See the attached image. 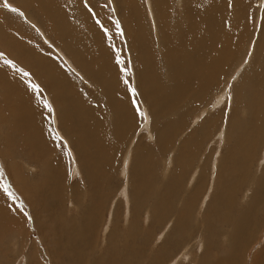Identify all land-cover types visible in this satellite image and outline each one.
Here are the masks:
<instances>
[{
    "label": "bare ground",
    "instance_id": "6f19581e",
    "mask_svg": "<svg viewBox=\"0 0 264 264\" xmlns=\"http://www.w3.org/2000/svg\"><path fill=\"white\" fill-rule=\"evenodd\" d=\"M15 1L19 4L18 8L25 11V14L36 11L49 21L45 41L49 39L47 34L52 35L59 42L62 52L70 55L73 61L80 66V69L84 73L86 72L101 89L102 102L94 103L89 100L88 94L79 88L76 79L65 67L56 64L44 52L35 50L37 47L34 49L33 44L28 42L29 39L26 44V41H23V45L19 42L17 38L19 36L10 31V24L8 25L7 22L14 18L8 16L5 8V10L2 8L5 12H1L0 9V16L4 19L0 22V48L4 51L8 50L10 56L13 54L15 58L20 59L19 61L27 64L29 69L36 70L40 66V74L37 76L41 77L44 85L52 90L53 95L50 92L49 94L54 96L60 107L58 108L61 109L62 121L67 124L65 128L71 135L72 141L77 140L75 143H77L81 161L75 164L73 172L82 173L84 169L89 170L90 173H86V178L84 175L82 178H85L88 194L91 195L90 192L93 191V195L98 197L101 187L107 184L110 175L106 170L107 174L102 173L95 176L91 170L100 169L105 166L106 160L111 161L115 158L118 149L123 146L137 122L132 92L118 65L115 66L114 59L119 57L114 58L116 43L113 42L110 35H106L101 29L102 24L96 17V12V16L94 13L92 15L83 13L79 6L80 0ZM146 1H148L146 8L152 18L155 32L150 30L149 21L145 18V10L142 7L143 3L140 4L139 0L125 1L128 3L127 5L130 4V11L124 15L123 19H125L131 50L137 54L136 83L142 94V101H140L148 109L145 120L146 123H148L147 118L153 120L151 127L148 123L145 124V128L146 130H155L153 137L157 148L151 150L138 145L140 148L137 146L132 150L134 140L125 154L123 168L124 171H127L130 166L129 174L125 176V179L126 184L130 185L131 180L134 186L133 206L142 210L144 203L152 195H155L153 208L146 217H140L139 211L136 209L135 218L131 214L129 221H126V224L129 223L128 226L125 225L122 229L117 223V217H114L116 226L107 239L108 247L103 255L96 257V264H163L165 252H171L182 237L194 234L191 231L194 225V201L201 192L200 190L203 191L205 176L202 174L197 180L196 189L188 194L183 201L180 217L170 231L168 232L166 226L163 227V225L167 218L176 211L177 186L186 174L188 166L196 160H194V157L196 158L194 155L197 154L194 152L202 145L204 139L207 140L211 137V132L215 131L218 123L222 121L224 126L228 116L223 114L224 110L222 109L187 135L176 159L178 162L177 172L171 175L167 184H161L160 189L155 187L159 180L157 155H162L167 148L175 144L174 136L185 128L187 118L192 112L202 111L200 115L209 112L227 100L228 94L234 101L228 129L223 127L222 131L224 132L225 129L222 142H226L227 139L229 142L228 153L222 154L220 159L218 158V165L215 169L216 176L213 177L215 180L212 197L208 203L206 202L207 206L204 210L199 212L202 214L205 229L207 228L214 238L208 243L201 264H214V262L217 264H264V245L259 251L252 252L251 256L249 252L247 256L243 254L246 248L257 240L255 234L264 225V211L261 210L264 207L261 208L264 203V180L259 177L255 182V177L251 178L252 163L257 155H260L259 148L264 146V40L257 49L252 47L254 56L250 65L246 66L239 76L238 82L233 86V96L230 87V89L225 87V90L221 91L222 83L229 77L228 74L247 41L245 35L248 30L251 0H179L181 3L184 2L180 10L176 8V0ZM73 3L79 6L78 13L72 11ZM0 7L2 6L0 5ZM261 15L263 16L259 19V26L264 23V10ZM33 25L38 31V28H41L37 23H33ZM23 27L24 24L17 23L16 25L18 32ZM261 27L264 32V25ZM107 33L109 34V32ZM261 36L262 34H260ZM49 41L52 40L49 39ZM38 56L41 61L37 62ZM1 63L0 68L2 67ZM1 69L0 73H3V69ZM9 71L11 72V70ZM2 77L0 75L2 81L0 85L5 91L2 99L3 110L9 112L7 119L13 120L17 137L23 141L22 147L8 150L5 157L26 156L31 165L35 166L36 163L41 165L43 174L41 175L42 180L39 182L29 183L28 178L24 177L25 179L21 183L13 178V184L17 186L16 190L20 193L22 200H24L23 196L27 195L26 193L31 194L25 199L30 201V203L27 201L28 207L32 211H36L35 218L37 212L39 214L40 206L38 207V204L42 205V209H40L43 210L42 212L45 208H47L45 211L48 212L52 208H48L50 205H58V208L53 207V216L51 217L49 214L52 218L51 225L54 228L47 229L46 233L43 232L47 242H52L51 233L55 235L58 247L56 243H52L51 249L58 255L56 258L59 260L65 252L75 255L63 256V259L67 260L69 264H74L73 258L76 259V264H88L80 256L85 249H90L89 252L94 250L97 232L95 229L98 225L94 216L99 212L102 201L91 198L93 207L88 209L89 217L84 223L79 219L75 221L65 219L66 216L64 217L62 208L59 206L66 192L67 184L64 185L66 180L64 175L67 173H65L64 162H61L60 167L55 162H58L62 156L56 147L49 143L52 133L46 123L48 121L44 122L42 119L44 110H42L40 99L37 93L24 80L23 83L19 77L14 76V79L9 80ZM82 79L88 82L84 74ZM89 82L88 84H90ZM73 93L85 97L84 101L88 97L89 102L85 103L84 107L81 103L80 105L83 107L81 108L77 105L79 103L76 101L74 103L76 95ZM71 95L73 96L71 97ZM211 95H216L215 104L203 105L204 100ZM73 97L74 99H72ZM92 98L90 97V99ZM76 100L78 99L76 98ZM83 100H79V102H83ZM202 108L204 110H201ZM112 114L115 115L113 119L109 118ZM44 115L47 116L46 113ZM200 115L197 116L200 117ZM210 133L211 135H209ZM148 134L151 135L150 131ZM47 137L48 139H46ZM9 138V135L6 136L5 141L13 146L14 144L9 141ZM62 139L66 142L69 141L66 137ZM166 164V171H168L169 163ZM46 168H49L48 171L51 172L45 174ZM246 184L248 187L251 184L247 189L249 190L247 199H250H246V207H243L240 202L247 191L243 192ZM124 189L125 191H122L125 192L127 200L130 199L132 202L127 186ZM102 193L99 197L101 199L105 196V192ZM11 197L15 201L16 196L11 194ZM10 200L12 201L8 198L7 201ZM8 202L7 204H9ZM15 209L5 208L0 198V227L9 231L20 230L17 217L19 215H16ZM259 214H261V220L258 219ZM139 219H141L142 226L138 223ZM169 221L167 222L169 223ZM36 224L43 228L45 226L39 216ZM161 228L163 229L160 230ZM142 230L144 231L141 236L139 234ZM223 233H227L228 237L225 249L216 238ZM164 234V241L161 244L158 243L157 241L161 240L159 238ZM169 240L172 242V246L165 250V245ZM202 240L199 239V241ZM213 249L217 250L215 257L210 255ZM56 250L58 251L56 252ZM176 256L175 260L179 261L180 255Z\"/></svg>",
    "mask_w": 264,
    "mask_h": 264
},
{
    "label": "rangeland",
    "instance_id": "374dc122",
    "mask_svg": "<svg viewBox=\"0 0 264 264\" xmlns=\"http://www.w3.org/2000/svg\"><path fill=\"white\" fill-rule=\"evenodd\" d=\"M128 0H80V7L84 12H86L88 15H92L95 12L97 13V16H95L100 19L101 21V29L107 28L106 35H110L113 39V42H115V48H116V55H115V49L113 50V53L116 56H119L118 59H114L116 61L115 66L118 65L119 70L123 73L125 79L127 80L128 87H130V90L133 95V103L135 106V111L137 113V122L135 123V126L131 129L130 133L127 136V140L124 141L123 146L118 149L116 156L111 161H105V166L102 168H95L94 170H91L92 174H95V176H98L99 174H107L110 175V178L107 182V186L101 187L100 194L98 197H95L93 195V191L90 192L91 195H89V190L85 186V176L86 173H90L89 170H83L81 172H73L75 168V164L79 163L81 161V156H79L77 143H75L77 140L72 141L71 135L67 132L68 130L66 127V122L62 121V115H61V109L57 105L56 100L54 99L53 94L51 93V89H49L45 83L42 81L41 77H38L37 75L40 74V66L37 67V69H29L27 67V64L24 62H21L18 60V58H15L13 54L10 56L8 50L4 51L0 48V63L2 64V70L3 73H0L2 78L5 77V79H14V76L19 77V79L24 82L32 88V85H37L38 88L35 90L37 93L40 102L43 106L42 110H44V114L46 113L47 116L42 114V119L44 122L47 123V125L50 128L51 131V137L49 139V143L53 144L57 151L61 154V159L57 162V166L60 167L61 162H64L65 164V174L66 180L64 182L65 190L64 193V199L61 201V204L59 208H62V212L64 217L66 216V220H80L81 222H85L88 220L89 213L88 209L92 208L91 206V198L93 199H100L102 202L100 204V209L97 214H95L94 218H96V223L98 224L96 226V238H95V247L92 252H89L90 249H85L83 253H81L80 258H83L88 264H96V257L101 256L106 252V249L108 247V237L112 231V229L116 226V219L114 217H117V223L120 227V229L123 228V226H128L126 224V221H129L131 218V214H133V217L135 218V210L137 209L138 214H140V217H146L149 211L152 212L153 208V201L155 195H152L143 205L142 210H139L138 208H135L132 203L133 202V194H134V186L130 180V185L126 184L125 176L129 174V168L128 166L127 171H124L123 168V161L125 159V154L127 153L128 148H130V144L135 140L133 144L132 150L136 149L137 146L141 147H148L149 149L156 150L157 145L154 140L153 133L155 130H146L145 124H152L153 120H150L151 118H147L148 123H146V111L148 112V109L145 108V105L141 103V97L142 94L140 92V88H138L136 83V78L138 75V69H137V61L136 57L137 54L131 50L130 47V39L127 35V30L125 27V19H123L124 15L128 14L130 10V4L125 2ZM143 5L145 18L149 21L150 24V30L152 32H155L153 29L154 25L152 22V18L150 16V13L147 11V5L148 1L146 0H139ZM264 0H251V9L249 11V17H248V30L246 31L245 39L247 40L245 43V46L241 48V53L238 56V58L235 60V65L232 70H230V74H228V77L226 81L222 83V90H225V87L227 89L230 87L232 88L231 94L233 96L234 90L233 86L235 83L238 82L239 76L243 73L246 66L250 65V61L254 56V51L252 47L254 46V49L261 45L264 40V32L261 30V26L264 25V23H261V13L264 10ZM180 1L176 0V8H179L180 10L181 6L184 5V2L182 1L180 5ZM5 4L9 5V7H6ZM0 9L3 12L5 9L6 12H8V16L11 19L8 22V25L10 27V31L16 33L19 42L23 45L27 43L28 39L30 44H33V48L35 50H39L44 52V54L48 55L50 58H52L56 64L65 67L67 71L72 75L74 79H76L77 84L79 85V88L82 89L83 92H86L89 96V100L93 101L94 103H100L102 102V92L100 87H98L95 84V81L91 79L87 73L82 71L80 69V66L73 61L71 56L67 55L64 51L60 49V44L57 40L52 37V35L47 34V38L52 40L51 42L49 39H46L45 36L47 32V23L49 21L45 20L43 17H41L40 13H37L36 11L32 12H26L21 10L19 7L18 2L15 0H0ZM107 5V6H106ZM75 3H73L72 11L74 13H78L77 9L78 7ZM4 10H3V9ZM12 8H16L17 11L13 12L11 11ZM91 9V10H89ZM114 9V10H113ZM261 9V10H260ZM4 11V12H5ZM260 11V14H259ZM100 12V13H99ZM2 14V13H1ZM101 14V15H99ZM99 16V17H98ZM34 17V18H33ZM102 17V18H101ZM96 18V19H97ZM4 19L0 16V22ZM32 20V21H31ZM103 21V22H102ZM14 22V23H13ZM117 22L119 23V28L116 27ZM264 22V21H263ZM18 24H24V27L21 29L20 32L17 31L16 25ZM33 23H37L38 27L41 26V28H38L39 31L35 28ZM40 23V24H39ZM15 24V25H14ZM105 24V25H104ZM13 27H12V26ZM40 25V26H39ZM104 25V26H103ZM108 26V27H107ZM260 27V28H259ZM26 28V30H25ZM14 29V31H12ZM260 31H259V30ZM121 30L123 31V35H121ZM25 31V32H24ZM31 33V34H30ZM105 33V32H104ZM262 36L260 37V34ZM27 34V35H26ZM25 36V37H24ZM29 37V38H28ZM25 38V39H24ZM27 39V40H26ZM24 41V42H23ZM32 42V43H31ZM34 42V43H33ZM118 45V46H116ZM251 45V48H249ZM56 49V50H55ZM59 51V52H58ZM120 53V54H119ZM13 56V57H12ZM41 56V55H40ZM40 56L37 57V62L41 61ZM3 60V61H2ZM118 61H120L118 63ZM1 66V65H0ZM44 67V63L42 64ZM4 67V68H3ZM11 70V72L9 71ZM37 72V73H36ZM27 73V75H25ZM8 74V75H7ZM83 74L87 78L88 82H85L82 79ZM237 75V76H236ZM40 80V81H39ZM92 81V82H91ZM0 79V84H1ZM23 82V83H24ZM136 84V85H135ZM92 85V86H91ZM229 88V89H230ZM133 89H135V92H133ZM137 90V91H136ZM34 91V90H33ZM220 91V92H221ZM49 92L52 94L50 95ZM76 92V91H75ZM76 95L74 103L78 106L83 105V107L86 105L85 103H88V97L87 100L84 101L83 99L85 97L79 96L77 93H73ZM5 91L3 90V87L0 85V198L2 200L3 205L7 209H15L16 215L18 217V224L20 225V230H6L4 227H0V264H69L67 260L65 261L63 259V256H75L68 253L63 252V255L61 258H56L55 253H53V250L51 249L52 243H56V237L53 233L50 234V239L52 240L47 242L45 239V236L43 232L46 233L47 229L54 228L53 225H51L52 216L54 212V208H58V205H50V213L45 211L47 208L44 209V212H42V205H37L39 208V214L36 211H32L28 205L30 203L29 200H26L25 198L31 196L30 193H26V196H23L24 200H22V197L20 196V193L18 190H16L15 184H13V178L16 179L19 183L22 182L23 179L28 178V182L30 183H36L41 181V165L36 164L31 165L30 160L28 157L24 156H17L14 158H6L5 155L8 154V150L12 148H20L23 145V141L20 140L17 137V130L14 128L13 120L11 118L7 119L9 116V112L6 110H3L4 107L2 105L4 98ZM49 96V97H48ZM73 95H71L72 97ZM78 96V97H77ZM74 97L72 99H74ZM90 97H93L90 99ZM140 97V99H139ZM231 97V95H230ZM229 94L227 96V100H223L224 102L222 104H218V106L212 108L209 112L202 113L200 115V112L196 110L194 113L192 112L188 116V121L184 129L178 132V134L175 137V144L171 146L170 148H167L162 155H157L158 159V176L159 180L155 184L156 188H161L163 184H167L166 182L170 180L171 175L174 172H177L178 169V162L177 158L179 156V149L181 148L183 144V140L187 137L188 134H190L192 131L195 130L196 127H198L203 121H205L207 118L215 116L219 111H223V114H226L228 117L226 121L224 122V126L222 124V121L217 124V127L215 128V131L213 130L211 137L204 139V142L201 146H199L194 152L197 155L196 158L194 157V162H192L191 165L188 166L187 172L184 175L183 179L181 180L180 184L177 186L178 188V195H177V201H176V211L173 215L169 216L166 223L163 225L166 226V230L169 232L172 228L173 224L176 223L178 218L180 217V211L181 207L183 206V201L187 197L188 194H190L194 189H196L197 180L202 174L205 176V184L203 187V191L196 196L194 204H195V211L193 212V221L194 225L191 229L193 235L189 237H182L181 240L175 244V247L170 252H165V260L163 264H201L203 260V254L205 253L208 243L214 239L207 228L205 229V223L202 221V214H199V212L204 210V208L207 206V203L211 199V193L213 191V183L215 172H216V166L218 165V160L220 159L221 155H226L228 153L229 148V142L228 139L222 142V139L224 138L225 129L231 121L230 116L232 115V107L234 104L233 98H230ZM76 98L78 100H76ZM83 100V102H79ZM141 100V101H140ZM76 101V102H75ZM228 101V102H227ZM216 102V95H211L208 98L204 100L205 106H209L212 104H215ZM82 103V104H81ZM81 104V105H80ZM59 107V108H58ZM81 106V108H83ZM80 108V107H77ZM144 108V109H143ZM137 109V110H136ZM201 110H204L202 108ZM199 112V113H198ZM197 115L195 116V114ZM204 114V115H203ZM148 115V114H147ZM47 117V118H46ZM56 117V120H55ZM115 115L112 114L109 118H114ZM45 119V120H44ZM7 120V121H6ZM67 121V120H66ZM223 127L224 132L223 131ZM60 128V129H58ZM222 128V129H221ZM217 129V130H216ZM151 133L149 135L148 133ZM61 132V133H60ZM9 135V141H11L14 145L11 146L7 144L5 141V137ZM62 135V136H61ZM156 135V134H155ZM219 136V137H218ZM66 137L69 141H64V138ZM228 137V136H227ZM48 139V137L46 138ZM72 141V142H71ZM141 142V143H140ZM139 143V144H138ZM69 144V145H67ZM143 144V145H142ZM129 146V147H128ZM138 146V148H140ZM262 149V151H261ZM258 153L260 155L256 157L255 161H253L251 166V178L255 177V182L259 179V177H262L264 180V146L259 148ZM219 158V159H218ZM258 158V159H257ZM169 163V170L166 171V163ZM174 162V163H173ZM263 164V165H262ZM34 166V167H31ZM263 167V168H262ZM49 168H46L44 171L45 174L50 173L51 171H48ZM107 170V172H106ZM262 171V172H261ZM202 172V173H201ZM126 173V174H125ZM196 174V176L193 174ZM263 173V174H262ZM19 174V175H18ZM165 174V175H164ZM84 175V179L82 178ZM15 176V177H14ZM27 176V177H26ZM25 177V178H24ZM22 178V179H20ZM30 178V179H29ZM44 178V177H43ZM114 178V179H113ZM66 183V184H65ZM191 183V184H190ZM162 184V185H161ZM20 186V184H19ZM94 186L96 187V184L94 183ZM127 186L128 189V195L130 198H132V202L127 200V197L125 195V189L124 187ZM251 184L249 185V187ZM255 186V185H253ZM246 184L245 188L243 189V192L246 191L249 188ZM5 188H7V191H5ZM93 188V187H92ZM105 191H104V190ZM130 189V190H129ZM123 190V191H122ZM16 191V192H15ZM130 191V192H129ZM102 192H105V196L101 199L99 198ZM249 190L245 192V195H243L241 200V205L243 207H246V201ZM9 193L15 195V201H13V198ZM18 193V194H17ZM122 193V194H121ZM4 196V197H3ZM10 196V197H9ZM250 196V195H249ZM248 196V197H249ZM12 199L9 202L7 201L8 198ZM247 199V200H246ZM6 200V201H5ZM16 200L18 201L16 203ZM20 200V201H19ZM52 201V200H51ZM50 201V202H51ZM73 201V202H72ZM7 202L9 204H7ZM12 202V203H11ZM16 204H15V203ZM207 202V203H206ZM48 203V201H47ZM18 204V205H17ZM52 204V203H51ZM14 206V207H13ZM264 206V203L261 205ZM18 210V211H17ZM264 211V207L261 209ZM56 213V211H55ZM113 213V215H112ZM50 214V216H49ZM38 216L40 218V221L42 224H44V228L40 227L36 224V221L38 219ZM260 217L258 219L261 220V214H259ZM24 217V218H23ZM170 220V221H169ZM169 221V223L167 222ZM23 224H21V223ZM140 226H142L141 219H139ZM24 227V228H23ZM23 228V229H22ZM128 228V227H127ZM161 228L160 230H162ZM2 231V232H1ZM144 230L140 232L139 235L142 236ZM264 225L258 230V232L255 234V237L257 240L250 244L246 250L243 252L245 256L252 255V252L255 253L256 251H259L261 248H263L264 245ZM5 232V233H4ZM13 232V233H12ZM263 232V233H262ZM4 233V234H3ZM6 234V235H5ZM4 235V236H2ZM160 235V234H159ZM164 236L160 237L157 242L162 243L164 241ZM5 237V239H4ZM155 237V236H154ZM154 237L152 238V243L154 241ZM217 238V241L223 246L225 249L228 244V237L227 233H223V235H220ZM199 239H203L202 241H199ZM199 243V245H198ZM157 245V244H153ZM172 246V242L169 240L167 241V244L165 245V250L170 249ZM257 246V247H256ZM58 247V244H57ZM58 250H56L57 252ZM187 251V253H186ZM213 251V252H212ZM211 254L213 257H215L217 250L213 249L211 250ZM249 252V254H248ZM179 256V261L175 260ZM176 256V257H175ZM185 256V257H184ZM186 256H188L186 258ZM193 256V257H191ZM73 258V257H72ZM182 258H185L184 260ZM173 259V261H171ZM182 259V260H181ZM187 259V260H186ZM181 260V261H180ZM186 260V261H185ZM250 260V259H249ZM184 261V262H183ZM60 262V263H59ZM214 262V261H212ZM73 263L76 264V259L73 258ZM214 264H217L214 262Z\"/></svg>",
    "mask_w": 264,
    "mask_h": 264
},
{
    "label": "snow or ice",
    "instance_id": "6c2138e0",
    "mask_svg": "<svg viewBox=\"0 0 264 264\" xmlns=\"http://www.w3.org/2000/svg\"><path fill=\"white\" fill-rule=\"evenodd\" d=\"M5 6L6 7H9V5H7V4H5ZM107 6V5H106ZM89 10H91V9H89ZM114 10V9H113ZM11 11H13V12H15V11H17V9L16 8H12L11 9ZM116 27H120L119 26V23L117 22V24H116ZM108 30H107V28H105L104 29V32L106 33ZM121 35H123V31L121 30V33H120ZM120 61H118V63H119ZM25 75H27V73H25ZM32 88H33V90L35 91L37 88H38V86L37 85H32ZM133 92H135V89H133ZM5 191H7V188H5ZM9 195H11V193H9Z\"/></svg>",
    "mask_w": 264,
    "mask_h": 264
}]
</instances>
